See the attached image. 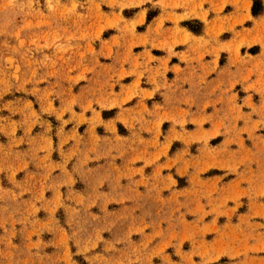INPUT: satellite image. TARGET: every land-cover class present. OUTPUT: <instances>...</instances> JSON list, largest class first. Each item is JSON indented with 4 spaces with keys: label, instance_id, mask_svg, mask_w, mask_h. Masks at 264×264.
<instances>
[{
    "label": "rangeland",
    "instance_id": "374dc122",
    "mask_svg": "<svg viewBox=\"0 0 264 264\" xmlns=\"http://www.w3.org/2000/svg\"><path fill=\"white\" fill-rule=\"evenodd\" d=\"M259 1L0 0V264H264Z\"/></svg>",
    "mask_w": 264,
    "mask_h": 264
},
{
    "label": "crops",
    "instance_id": "0c3cea01",
    "mask_svg": "<svg viewBox=\"0 0 264 264\" xmlns=\"http://www.w3.org/2000/svg\"><path fill=\"white\" fill-rule=\"evenodd\" d=\"M193 2H194L195 4H199V3L202 2V0H193ZM177 14H178V15H183L184 12H183V13L179 12V13H177ZM178 15H177V16H178ZM179 17H180V16H179ZM194 18H196V16H195ZM179 19H181V17L178 18V19H176V22L179 21ZM182 33H183V35H185L186 38L195 39V40H198V41H200V40H205V39L207 38V36H208V34H207L208 31H206V29L203 31V33H202L201 35H195V34L189 32V31H187V30H183Z\"/></svg>",
    "mask_w": 264,
    "mask_h": 264
},
{
    "label": "trees",
    "instance_id": "16d2710c",
    "mask_svg": "<svg viewBox=\"0 0 264 264\" xmlns=\"http://www.w3.org/2000/svg\"><path fill=\"white\" fill-rule=\"evenodd\" d=\"M262 10L261 2L259 0H254V15H258Z\"/></svg>",
    "mask_w": 264,
    "mask_h": 264
}]
</instances>
